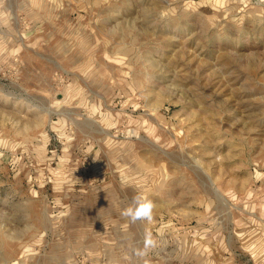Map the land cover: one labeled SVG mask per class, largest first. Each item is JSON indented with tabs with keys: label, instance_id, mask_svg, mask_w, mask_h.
<instances>
[{
	"label": "rangeland",
	"instance_id": "374dc122",
	"mask_svg": "<svg viewBox=\"0 0 264 264\" xmlns=\"http://www.w3.org/2000/svg\"><path fill=\"white\" fill-rule=\"evenodd\" d=\"M144 261L264 264V0H0V264Z\"/></svg>",
	"mask_w": 264,
	"mask_h": 264
},
{
	"label": "clouds",
	"instance_id": "9594fccd",
	"mask_svg": "<svg viewBox=\"0 0 264 264\" xmlns=\"http://www.w3.org/2000/svg\"><path fill=\"white\" fill-rule=\"evenodd\" d=\"M154 203L143 195L133 197L131 203L121 211V215L127 218L132 223L150 222L153 219ZM156 247V241L153 239L150 232H146L144 236L143 248L134 249V255L144 260L150 249ZM147 264V261H144Z\"/></svg>",
	"mask_w": 264,
	"mask_h": 264
}]
</instances>
